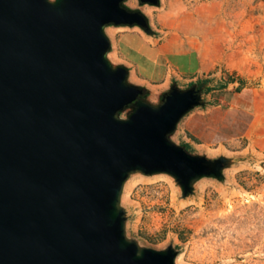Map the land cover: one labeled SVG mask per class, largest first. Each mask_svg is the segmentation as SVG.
I'll use <instances>...</instances> for the list:
<instances>
[{"label":"water","instance_id":"water-1","mask_svg":"<svg viewBox=\"0 0 264 264\" xmlns=\"http://www.w3.org/2000/svg\"><path fill=\"white\" fill-rule=\"evenodd\" d=\"M126 1L0 0V264H176L127 238V180L165 174L186 198L231 165L170 138L202 87L152 104L108 59L107 27L151 33Z\"/></svg>","mask_w":264,"mask_h":264},{"label":"rangeland","instance_id":"rangeland-1","mask_svg":"<svg viewBox=\"0 0 264 264\" xmlns=\"http://www.w3.org/2000/svg\"><path fill=\"white\" fill-rule=\"evenodd\" d=\"M123 6L143 13L151 33L107 27L110 62L152 104L174 85L202 87L203 105L170 138L191 154L231 160L222 181L203 178L186 198L168 175L132 174L121 197L127 238L172 246L176 264H264V0Z\"/></svg>","mask_w":264,"mask_h":264}]
</instances>
